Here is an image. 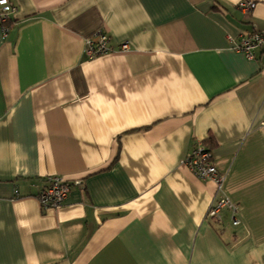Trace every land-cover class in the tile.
<instances>
[{
    "label": "crops",
    "instance_id": "1",
    "mask_svg": "<svg viewBox=\"0 0 264 264\" xmlns=\"http://www.w3.org/2000/svg\"><path fill=\"white\" fill-rule=\"evenodd\" d=\"M10 1L0 264H264V50L235 48L264 0ZM101 30L113 50L91 57ZM199 141L221 187L183 163ZM49 175L81 181L58 209ZM224 196L238 225L208 215Z\"/></svg>",
    "mask_w": 264,
    "mask_h": 264
},
{
    "label": "built area",
    "instance_id": "2",
    "mask_svg": "<svg viewBox=\"0 0 264 264\" xmlns=\"http://www.w3.org/2000/svg\"><path fill=\"white\" fill-rule=\"evenodd\" d=\"M238 7L245 12H251L256 7L254 0H240ZM17 7L10 0H0V23L5 33L9 30V23L12 22L11 14ZM128 43H123L121 49L127 50ZM237 50L243 51L249 59L256 57L257 50H264V30H257L244 36L235 44ZM113 48L110 45V37L105 31H98L94 38L87 41V51L91 57L108 53ZM183 163L200 179L213 180L221 187L224 181V175L218 170L214 160L213 152L202 142L199 141L194 148L184 158ZM48 184L38 195L41 205L46 208H61L71 191L73 185L80 184L81 181L71 182L59 175H49ZM229 208L232 213L234 225H238L240 220L237 216L238 208L236 203L227 197H221L208 209V215L213 218H219L221 211Z\"/></svg>",
    "mask_w": 264,
    "mask_h": 264
},
{
    "label": "trees",
    "instance_id": "3",
    "mask_svg": "<svg viewBox=\"0 0 264 264\" xmlns=\"http://www.w3.org/2000/svg\"><path fill=\"white\" fill-rule=\"evenodd\" d=\"M9 24H11V22ZM202 142L212 151V149L207 145V143L205 141H202Z\"/></svg>",
    "mask_w": 264,
    "mask_h": 264
}]
</instances>
